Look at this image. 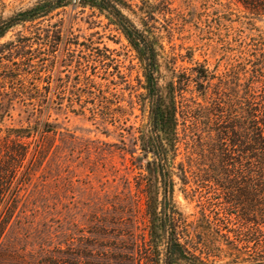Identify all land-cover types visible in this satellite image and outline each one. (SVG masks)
Wrapping results in <instances>:
<instances>
[{
    "label": "rangeland",
    "instance_id": "obj_1",
    "mask_svg": "<svg viewBox=\"0 0 264 264\" xmlns=\"http://www.w3.org/2000/svg\"><path fill=\"white\" fill-rule=\"evenodd\" d=\"M40 1L0 0V19L33 9ZM113 1L154 41L163 97L199 65L224 77L241 62L242 53L264 42V17L251 14L238 0ZM65 3L37 22L41 28L62 29L57 72L69 76V88L79 82L74 65L60 69L64 47L75 56H103L106 69L95 65L87 73L101 85L105 99L126 110L103 122L92 118V100L82 109L74 104L72 110L65 101L61 108L54 106L48 118L31 103L0 96L1 137L5 129H41L47 121L53 126L41 151L36 154L34 145L29 150L17 182L23 175L27 181L16 201L0 208V264H163V179L146 147L151 104L143 64L105 11L80 5V0ZM28 27L10 30L0 45L26 35ZM55 86L56 81L48 94L53 100ZM212 88L207 100L194 84L183 97L208 106ZM98 95L96 89L93 96ZM208 125L202 122L197 136L184 134L180 123V143L168 153L180 243L188 248L186 260L191 264H248L253 247L246 250L235 239L254 221L263 223L264 233V205L237 189L231 202L216 185V175L226 176L216 138L202 134L208 133ZM217 219H224L232 232L222 229L217 235ZM182 259L176 264H188Z\"/></svg>",
    "mask_w": 264,
    "mask_h": 264
},
{
    "label": "trees",
    "instance_id": "obj_2",
    "mask_svg": "<svg viewBox=\"0 0 264 264\" xmlns=\"http://www.w3.org/2000/svg\"><path fill=\"white\" fill-rule=\"evenodd\" d=\"M238 2L251 14L264 17V0ZM65 4V0H41L33 9L0 19V41L10 30L29 24L26 35L20 34L15 41L0 45V96L14 97L24 105L31 103L37 107V113L41 116L48 114V118L50 111L56 106L61 108L65 101L67 108L72 110L74 104L82 109L86 100H92V118L109 122V119L117 118L116 112L123 110L119 113L124 114L126 108L121 103L113 106L105 99L101 85L87 73L90 68H96L95 65L106 69L104 57L75 56L73 51L66 49L68 46L64 47V59L60 62V69L74 65L78 78L76 80L79 81L76 86L83 87L79 90H74L73 87L76 86L69 88V76L62 78L63 73L56 70L62 29L55 25L41 28L37 24L54 11L65 7ZM87 4L105 11L115 20L143 64L151 104L148 132L150 137L146 147L160 167L163 179L165 206L161 229L164 245L162 261L163 264H176L182 258L186 260V255H189L188 248L179 239L177 221L172 209L173 176L168 170V153L175 150L181 140L178 131L180 123L183 125L184 134L189 131L198 136L202 132V122H208V133L202 134H206L209 139L216 138L221 170L226 176L216 175L214 180L229 201L234 202L237 189L264 205V42L261 41L253 45L251 50L249 48L246 53H242L244 55L239 58L241 62L237 67L229 69L224 77H215L208 69L199 65L192 69V75L185 76V80H178L175 86L172 85V92L163 97L158 85L159 53L150 36L125 17L116 1L80 0V5ZM54 81L57 84L54 88L57 97L53 100L48 94L51 93ZM192 84L205 100L208 89L214 87L213 99L208 106L196 99L183 97V93ZM96 89L99 95L94 98ZM74 98L78 101L75 102ZM2 132L0 128V208L7 201H16L20 187L27 181V175H23L17 182L29 150L34 145L35 153H39L42 141L53 132V126L47 121L41 129H5L4 137H1ZM37 137L40 139L37 140ZM9 210L5 212L4 219L9 215ZM219 215L220 213L216 214L217 218ZM217 221V235L222 229L232 232L224 219ZM262 224L254 221L253 226L236 236V242L246 250L253 247L252 255L246 259L248 264H264ZM185 262L192 263L187 260Z\"/></svg>",
    "mask_w": 264,
    "mask_h": 264
}]
</instances>
